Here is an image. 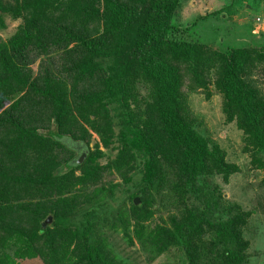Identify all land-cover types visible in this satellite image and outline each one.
<instances>
[{
	"label": "trees",
	"instance_id": "16d2710c",
	"mask_svg": "<svg viewBox=\"0 0 264 264\" xmlns=\"http://www.w3.org/2000/svg\"><path fill=\"white\" fill-rule=\"evenodd\" d=\"M181 5L0 0L1 28L22 21L0 41V264H124L106 229L130 225L150 263L166 253L169 264H250L253 212L214 185L240 170L198 131L187 96L210 99L213 85L225 124L264 169V46L186 38L174 22ZM32 54L50 62L35 70ZM129 185V207L114 212ZM159 211L166 221L145 233Z\"/></svg>",
	"mask_w": 264,
	"mask_h": 264
},
{
	"label": "rangeland",
	"instance_id": "374dc122",
	"mask_svg": "<svg viewBox=\"0 0 264 264\" xmlns=\"http://www.w3.org/2000/svg\"><path fill=\"white\" fill-rule=\"evenodd\" d=\"M174 22L186 29L181 33L183 36L200 40L214 49L264 46V0H182L180 10L174 16ZM21 24V20L5 18V29L0 27V41L10 38ZM29 59L32 63L31 67L35 70L38 65L50 62L48 58L38 57L35 54L30 55ZM258 78L264 85V72L259 73L256 76V79ZM209 89L210 99L206 98L202 90L189 93L187 96L189 106L198 118V131L218 144L226 154V161L236 165L240 170L239 173L230 177L227 184L223 183L221 177H217L214 185L220 187L224 200L237 203L246 211L253 212L244 232L245 240L249 242L247 253L250 256V264H264V169H258L252 163V156L245 149L243 133L236 128L234 123L225 124L222 98L213 85H210ZM93 138L98 140L95 135ZM100 150L105 152L102 147ZM111 179L114 184H122L121 178L117 175ZM124 189L128 190L127 194ZM124 189L116 191L115 199L117 202L120 201V206L112 209L114 212L124 209L123 203L125 208L129 207L128 196L134 193V187L129 185ZM166 218L167 213L157 212L151 221L145 223V233L150 232V229L153 230L157 224L166 221ZM106 233H108L112 252L124 264H169L173 262V256L168 257L165 253L150 263L148 251L144 250L143 239L137 237L133 225L129 226L126 235L120 228L113 231L106 229ZM10 252L12 255L13 251L10 250ZM16 263L42 264L39 259L16 260Z\"/></svg>",
	"mask_w": 264,
	"mask_h": 264
},
{
	"label": "water",
	"instance_id": "95a60500",
	"mask_svg": "<svg viewBox=\"0 0 264 264\" xmlns=\"http://www.w3.org/2000/svg\"><path fill=\"white\" fill-rule=\"evenodd\" d=\"M85 158V155H82L78 161V164H81V162L83 161V159ZM134 203L139 205V200L135 199ZM53 219L51 216L47 217L43 222H42V227L45 229L48 225H50L52 223Z\"/></svg>",
	"mask_w": 264,
	"mask_h": 264
}]
</instances>
